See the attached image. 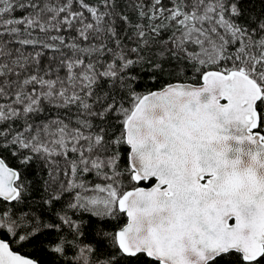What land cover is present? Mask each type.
Listing matches in <instances>:
<instances>
[{"label": "snow or ice", "instance_id": "snow-or-ice-1", "mask_svg": "<svg viewBox=\"0 0 264 264\" xmlns=\"http://www.w3.org/2000/svg\"><path fill=\"white\" fill-rule=\"evenodd\" d=\"M0 264H264V0H0Z\"/></svg>", "mask_w": 264, "mask_h": 264}, {"label": "trees", "instance_id": "trees-1", "mask_svg": "<svg viewBox=\"0 0 264 264\" xmlns=\"http://www.w3.org/2000/svg\"><path fill=\"white\" fill-rule=\"evenodd\" d=\"M21 254L28 255L32 257H39L41 259H45L44 254L42 252L36 251L33 248H19L17 249Z\"/></svg>", "mask_w": 264, "mask_h": 264}]
</instances>
